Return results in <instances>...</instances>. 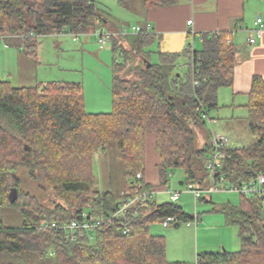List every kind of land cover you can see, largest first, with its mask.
Here are the masks:
<instances>
[{
	"label": "trees",
	"instance_id": "1",
	"mask_svg": "<svg viewBox=\"0 0 264 264\" xmlns=\"http://www.w3.org/2000/svg\"><path fill=\"white\" fill-rule=\"evenodd\" d=\"M142 2L148 10L176 0ZM118 4L130 10L133 0ZM105 22L96 0H0V37L32 61L40 37L95 32ZM121 34H126L130 49L117 42ZM118 35L111 34L110 112L86 113L79 82L15 86L0 81V206L11 205L23 216L19 227L0 222V264H186L167 261L164 238L149 232L152 223L167 216L175 217V223L195 219L175 202L157 204L152 199L124 216L110 215L123 199L151 189L143 178L147 133L155 137L163 184L173 168L182 169L184 183L194 185L209 175L206 162L212 147L206 118L218 108L219 88L233 83L236 49L231 33L212 32L202 36L201 49L189 43L179 53L159 52L152 62L147 48L155 36L150 30ZM124 67L129 77L119 75ZM248 106L255 142L228 148L220 174L230 183L264 175L260 76L253 77ZM199 133L204 142L197 146ZM112 141L122 157L120 194L97 190L92 172L95 153L105 152ZM27 180L44 181L56 195L52 205L26 192L22 186ZM217 211L238 228L240 248L198 253L196 264H264V198L239 195L237 204L227 202ZM92 218L104 223L74 239L64 231L42 228L44 223Z\"/></svg>",
	"mask_w": 264,
	"mask_h": 264
},
{
	"label": "rangeland",
	"instance_id": "2",
	"mask_svg": "<svg viewBox=\"0 0 264 264\" xmlns=\"http://www.w3.org/2000/svg\"><path fill=\"white\" fill-rule=\"evenodd\" d=\"M141 2L142 0H133L132 9L127 10L119 6L118 0H96L100 14L106 21L101 25V29L79 34L75 39L69 33L40 37L36 61L27 58L32 69L27 68L24 71L17 59L20 51L6 45L5 40L0 37V81L8 80L14 85L18 83L22 73L26 75V79L20 82H24L26 85L47 81L79 82L82 84L86 113L110 112L112 110L111 86L113 78L111 34L116 36L120 33H132V27L142 24V17L138 13L141 12ZM99 33L105 35L104 43H101ZM125 35H118L116 40L123 48L130 49L129 43L124 39ZM157 48L156 43L149 46L152 62L158 60ZM197 48H199V43ZM129 56L132 55L129 54ZM125 69L126 67L122 68L119 75L129 77ZM29 74L34 75L36 81L31 79ZM216 116H218L217 124L212 121L207 124L210 132L227 136L233 148L248 146L255 142V138L250 132L247 115H244L243 112L239 115L240 118L234 120H229L222 114ZM199 134L196 135L197 146L204 142V136ZM149 135L153 139L155 138L152 133H147L146 137ZM92 172L97 190L110 189L114 194L121 193L124 184L123 165L121 153L115 141L111 142L105 152L95 153ZM184 178L182 169L173 168L167 174L166 184L162 185L165 190H160V186H158V189L154 191V198L157 202L169 201L168 193L171 191L180 192V199L176 201V204L182 207L186 214L190 216L198 214L203 220H200L199 227L195 226L193 220L182 221L178 227H174L173 224L165 226L162 222H154L150 225L149 232L151 234L164 238L167 261L194 264L196 253H202L206 249L239 250L233 249L232 243H238L239 239L236 240V236L233 239V234L228 236L230 230L223 233L224 228L220 230L213 226V221L210 220L213 219L214 214L210 216L211 212L208 209L211 203L203 200L211 195L213 202L229 200L233 204H237L239 195L230 191L207 194V190L201 187L202 195L195 202L193 193L186 190V183L179 184V181ZM211 180V175H208L202 186L209 189ZM218 186L221 187L222 183H218ZM22 188L46 206L52 205V202L56 200L55 193L44 181L27 180ZM0 222L4 227H19L23 224V216L11 205L0 206Z\"/></svg>",
	"mask_w": 264,
	"mask_h": 264
},
{
	"label": "crops",
	"instance_id": "3",
	"mask_svg": "<svg viewBox=\"0 0 264 264\" xmlns=\"http://www.w3.org/2000/svg\"><path fill=\"white\" fill-rule=\"evenodd\" d=\"M140 6L141 12L138 13H140L139 15L142 17L143 22L137 25L143 28H149L151 33L155 36L154 43H156L158 47L157 53H179L183 51L189 43H191L192 47L201 49L203 44L202 36L204 34L212 32L231 33V42L236 49L233 83L229 87L219 88L217 93L218 108L211 112V117L209 119L217 124L218 116L216 115L222 114L227 117V119L234 120L240 118L239 115L243 112L244 115H247L249 123L251 120V110L248 103L253 77L260 76L264 80V26L262 36L256 43L249 44L246 38L249 35L255 36L253 29L255 28V21L258 18H262L264 24V0H176L172 5L150 8L148 10L144 8L143 2H141ZM189 20H191V24H188ZM72 36L75 39L76 36ZM198 43L199 48H197ZM147 50L150 52L149 47ZM20 53H18L17 59L20 62L22 71L27 68L32 69L27 57L23 53ZM27 64H29V66H27ZM29 75L31 79L36 81L33 77L34 75ZM20 77L18 83L14 84L15 86H34L39 84L36 82L34 85H26L24 82H20L26 79V75L21 73ZM224 130H226V128ZM154 143L155 140L150 135L146 137L143 178L144 181L150 185L152 191H156L155 189H158V186H160L159 189L163 191L165 189L162 185L166 183L163 184L158 170L160 157L155 149ZM229 146L233 148L232 143L231 145L229 143ZM204 181L196 186L209 190L212 181H210L209 189L202 186ZM179 184H184V179L180 180ZM171 192L168 193L169 201L157 202L156 198H154L153 201L157 204L171 202ZM206 193L210 194L208 192ZM203 200L210 201L211 203L208 209H210L209 212H211L210 216L214 214V217H212L213 219L210 220L213 221V226H215L216 229L220 228V230L224 228L223 233H226V230H230L228 236L233 234V239L236 236V240H238V228L234 225H228L225 216L217 211L222 204L227 202L233 204V202L229 200H218L213 202L211 195H208L207 198ZM193 216L195 217L193 220L195 226L199 227L200 220H203L202 217H199L200 215L198 214ZM237 242L238 243H232L233 249H239L240 240ZM220 250L225 249L221 248ZM220 250H213L211 248L206 249L204 252H216ZM197 254L198 253H196V257Z\"/></svg>",
	"mask_w": 264,
	"mask_h": 264
},
{
	"label": "built area",
	"instance_id": "4",
	"mask_svg": "<svg viewBox=\"0 0 264 264\" xmlns=\"http://www.w3.org/2000/svg\"><path fill=\"white\" fill-rule=\"evenodd\" d=\"M188 24H191V20L188 21ZM263 20L262 18H258L255 21V28L253 29L255 32V36L249 35L246 40L249 44H254L258 39L262 36L263 31ZM149 30V28H146ZM143 27L140 25H136L132 27V33H140L142 32ZM99 37L101 43H104L105 35L99 33ZM207 119V124L212 120ZM213 122V121H212ZM211 133V132H210ZM210 145L212 147L209 159L206 162V168L209 171V175H211L212 185L209 190L206 192L213 193L218 191H230L235 192L239 195L243 196H258L264 198V175L256 174L253 178L245 180L241 183H230L226 180L224 175L220 174V170L222 168L223 162L227 157V150L229 146V138L223 134L219 133H211L210 136ZM137 178H141V173H137ZM218 183H222V186H218ZM186 190H189L193 193L194 201L197 202V199L202 195V189L200 187H196V185L192 183L186 184ZM180 198V192L173 191L171 192L170 199L171 202L178 201ZM154 199V191L151 189L148 191H143L134 195L132 197H127L123 199L119 208L110 215L111 218L124 216L129 214L130 212L136 211L139 205H143L148 200ZM163 225L169 226L170 224L175 223V217L167 216L161 221ZM104 223L103 220H96L92 218L90 221H78L74 220L70 223L58 225L55 222L52 223H44L42 225L43 229H56L64 231L67 237L74 239L78 234H81L84 230L93 229L95 227L101 226ZM196 264V261H195Z\"/></svg>",
	"mask_w": 264,
	"mask_h": 264
},
{
	"label": "water",
	"instance_id": "5",
	"mask_svg": "<svg viewBox=\"0 0 264 264\" xmlns=\"http://www.w3.org/2000/svg\"><path fill=\"white\" fill-rule=\"evenodd\" d=\"M149 65V64H148ZM180 225V223H174L173 226L174 227H178Z\"/></svg>",
	"mask_w": 264,
	"mask_h": 264
}]
</instances>
